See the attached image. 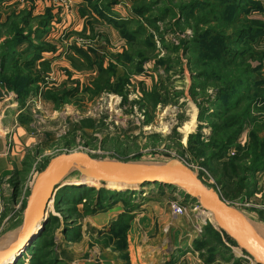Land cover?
I'll list each match as a JSON object with an SVG mask.
<instances>
[{"label":"rangeland","instance_id":"374dc122","mask_svg":"<svg viewBox=\"0 0 264 264\" xmlns=\"http://www.w3.org/2000/svg\"><path fill=\"white\" fill-rule=\"evenodd\" d=\"M45 1L51 6L50 8L57 11V8L48 0ZM108 1L110 0H103L102 4L108 6ZM200 1L209 8L198 18L205 16L212 18L213 22L216 21V24L212 23L210 26L212 32L221 36L233 33V28L226 27L224 22L220 21L223 19V14L218 10L217 0ZM42 2L43 0H18L16 3V0H2L4 9L0 10V54L4 53L5 47L9 49L16 35H22L24 39L23 44L17 47V52L25 50L26 41L35 39L36 31H45L40 45L47 49L46 40H44L46 35H56V33L54 26H51L52 18L49 19L53 17L52 10L40 8ZM189 2L190 0H131L129 6L131 17L138 19L131 10L140 9L144 14L143 20H156V28L153 27L147 31V35H151V38L147 35L139 36L136 42L138 44L131 46L116 27L118 37L112 38L108 35L103 39L99 61H104V66H107V62L114 55L128 49L132 57L127 65L116 62L117 68L112 76L99 75L96 68H91L84 60H82V66L70 62L71 70L62 73L64 82L58 81V78H52L53 71L50 67L40 69L26 67L21 70L23 77L27 76L34 82L26 88V92L21 97L11 90L10 84L0 80V88L6 95V98L0 101V116L9 117L19 113L16 119L26 125L33 137L31 147H28L25 152L22 167L12 174L7 181L8 185L0 190V238L16 235L19 232L33 182L49 160L61 154L77 152L97 160L107 158L149 165H161L171 160H178L195 173L205 186L216 190L229 205L241 211L264 233V212L259 211V214H254L256 212L254 209L238 205L250 200L251 196L247 197V192L254 194L264 191L262 185L258 187L264 170L257 172L251 182H243L245 190L235 198H231V195L225 196L224 189L227 184L223 188L217 185V180L230 181V190L235 192V186H238L240 179L244 176L249 177L250 174L244 170L251 167L253 161L247 156L251 151L245 148L250 142V131L253 128L256 131L254 136L257 137L259 144H254L252 147L254 146L255 149L258 145L256 152L264 159V127L262 126L264 125V36L255 44L247 46L253 58L250 57L245 62H248L252 68H257L256 73H253V87L248 93L249 102L251 101L249 116L246 117L241 132V134L248 132L247 140L244 145H240L237 139L236 146L228 150L222 161H214L202 166L201 163L205 161V157L212 148L202 149L200 144L210 141L211 128L210 121L207 118L199 120L198 115L200 107L208 108L206 101L215 94L217 85L213 80L193 79L197 71L203 67H190L192 56L187 53L190 46L186 45V42L191 39L194 20L189 19L180 25L176 24L179 9ZM259 14L263 15V19L257 20L263 22L264 31V10L262 13L252 15ZM44 21L48 22L46 27L42 25ZM120 21H126V19ZM114 22L117 23L116 20ZM53 24L56 25V22ZM238 26L241 27V25ZM129 27L132 29L135 25L131 23ZM70 35L73 36L70 37ZM94 37L91 39L87 35H79L69 29L67 33L66 31L61 33L59 40L61 38L62 43H68L69 40L72 45H75L74 41H78L81 45L78 48L89 54V51L96 53L94 49L99 51V42H96ZM118 40L122 41V46L116 44ZM149 40L153 43L154 49L149 47ZM34 43L39 44L37 40ZM73 53L78 57L75 51ZM30 58L31 54L25 57V59ZM99 61L95 59V63ZM111 62L114 63V60ZM139 67L142 68V73L134 75L133 73ZM120 77L126 78L128 84L119 83L117 80ZM113 90L119 92L115 93ZM66 91L74 94L66 95ZM240 107L237 112L243 109ZM4 123L5 121L3 125ZM188 124L193 125L185 129ZM238 146L241 150H238ZM200 152L203 155H198ZM231 158H236L235 165L238 169L236 177L233 176V178H229L232 176L227 166ZM75 174L77 173L72 172L69 176ZM69 184L63 187L74 188L69 195L71 198H76L79 203L63 202L67 199L66 197L56 207L57 191L49 204L51 209L49 207L48 219L41 233L21 252L16 261L10 264H29L32 247H39L46 240L52 241L53 247L47 250L57 256L58 264H129L128 243L134 249L133 243L136 242L138 232L132 223L128 241V231L133 220V215L127 208L128 204L134 200L132 195L136 193L144 192L145 197L153 198L159 195L156 193L157 184L119 189L116 192L118 197L110 200L109 205L102 206L101 211H96L94 215L89 212L94 208L99 191L112 190L100 186L95 189L85 185ZM168 188L170 189L168 194L172 197L170 201H177L187 210L185 214H172L170 201L167 198L161 199L160 202L169 216L177 220L171 219L172 225L161 232L160 237L164 244L160 240L157 247L165 245V249L168 250L174 246V243H183L189 239L192 253L195 252L197 255L194 257H198L201 262L207 264L204 260L207 251L204 249L197 251L194 245L198 241L200 245L205 244L203 236H210L206 228L212 226L219 233L222 243L232 253L233 258L229 259L227 254H223L221 258L219 257L220 259L208 264H255L227 240L207 211L201 209L179 190ZM156 197L159 198V196ZM117 203H121L124 212L115 216L107 228L100 232L97 227L99 213H108L111 210L110 207ZM51 216L55 220H50ZM172 228L184 230L182 234H178L177 240L173 233V237H170ZM65 230L68 233L67 236L64 233ZM71 230L77 231L78 237H75L73 233L69 235ZM185 244L183 243V246ZM125 258H128V261Z\"/></svg>","mask_w":264,"mask_h":264},{"label":"trees","instance_id":"16d2710c","mask_svg":"<svg viewBox=\"0 0 264 264\" xmlns=\"http://www.w3.org/2000/svg\"><path fill=\"white\" fill-rule=\"evenodd\" d=\"M117 1L118 0H110L108 1V5L115 4ZM262 1L264 0H217V5L219 6L218 10L223 14V19L219 20L224 22L226 27L233 28V33L224 34V36L212 32L210 26L212 23L216 24V21L213 22L212 18L205 16L198 18L200 14L209 8L205 4L203 5L200 0H190L187 5L182 6L179 9V16L177 15L176 19L177 25H180L189 19L194 20L193 33L190 37L191 39L186 42V45L190 46L187 49V53L192 56L190 59V67H203L197 71V75H195L193 79H196L197 81L202 79L205 81L213 80L217 85L215 94L206 101L208 108L199 106L200 112L198 119L201 120L207 118L210 121L209 126L211 128L210 141L200 144L202 149L212 148L210 149L211 152L205 157V161L201 163L202 166H206L214 161L219 162L223 160L228 150L236 146L237 139L243 131L246 117L249 116L251 101L249 102L248 93L253 87V73H256L257 68H252L248 62H245V60L250 57L253 58L247 46L252 43L255 44L260 38H262V36H264L263 22L250 18L253 13L263 12ZM1 3L2 0H0V5ZM131 12L134 16L138 17V19L130 17V19H126V21L114 22L115 27L120 30L121 36L127 40V43L130 46L138 41L139 36L146 37L147 31L153 29V27L156 28V20L142 19V16L144 15L142 10L132 9ZM195 13H197V15H195ZM163 14H165V12H163ZM51 18L52 17L49 19ZM47 23V21H44L42 25L46 27ZM131 23L135 25V28L130 29L129 26ZM238 25H241V27ZM36 32L35 39H29L26 41L27 48L25 50L17 52V47L23 44L24 39L22 35H16V39L11 43L9 49L5 47L4 53L0 54V80L2 79L4 83L10 84L11 90L19 97H21L22 94L26 92V88L34 82L27 76L23 77L21 70L26 67H35L36 62L41 59V55L45 51L44 47L40 45L45 31ZM147 36L148 38H151V35L148 34ZM36 40L39 44L34 43ZM148 42H150L148 43L149 47L154 49L153 43L150 40ZM144 47H146V45H144ZM241 47L243 48L241 49ZM74 51L78 57L86 61L91 68H96L101 76L107 74L112 76L117 68L116 62L121 65H127V63H130L132 60V57L129 55V49L114 55L109 59L110 63L107 62V66H104V61L101 60H98L99 62L95 63V59H97L96 57L93 58L80 49H74ZM89 52L91 53V51ZM29 54H31V58L25 59L26 55ZM139 55L140 53L138 56ZM113 60L114 63L111 62ZM93 65L96 67H92ZM9 69L11 70V73L6 71ZM141 73L142 68L139 67L133 74L139 75ZM117 81L121 84H128L126 78L123 77L118 78ZM21 89L24 91H20ZM114 92L118 93L119 91L115 90ZM67 93L69 95H71L70 93L74 94L71 91H66L65 94L67 95ZM156 102L157 101H155V103ZM239 106H241L240 109L243 108L241 112H237ZM262 126L264 127V125ZM250 132V142L245 149L251 151L247 156L253 161V165L244 170L250 174L249 177L244 176L240 179L238 186H235V192L230 190V181L222 182L221 180H217V185L221 188L227 184V189H224V194L227 197L230 195L231 198L240 196L242 194L241 192L245 190L243 182H251V179L254 178V175L257 172L264 170V159H262L258 152H256V150H258V145H256L255 149L254 146L252 147L254 144H259L257 137L254 136L256 131L253 128ZM237 148L238 150H241L239 146ZM198 155H203V153L200 152ZM235 160L236 158H231L227 164L232 176L229 178H233V176L238 173ZM76 183L78 182H70L69 185H85L87 187H94L95 189L100 186L112 190L99 191L94 208L89 212L91 215H94L98 210L101 211L102 206L109 205L108 202L110 200L118 197V193H116L119 190L118 187H108L101 183ZM73 190L74 188L71 187L60 188L55 195L56 207L63 201V199H66V197L67 199L63 202L70 201L73 204H78L79 202L76 201V198H71L69 195ZM252 193L253 192H247L246 196L249 197ZM49 207L51 209V206ZM51 219L55 220L53 216L50 217V220ZM206 230L210 236H203L205 244L200 245L198 241L194 245V249L197 251L203 249L207 251V255L204 257L205 262L207 264L213 263L216 259H220V256L223 254H227L228 258L232 259V253L228 251L226 246L222 243L219 233L212 226H208ZM64 233L67 236L68 233H66V230ZM72 233L75 237H78L77 231L71 230L69 235ZM224 236L229 242H232L235 245V243L226 235ZM52 247L53 243L51 240L44 241L39 247H32L33 249L30 250L32 252V257L30 258L29 264H58L59 261L57 256L52 251L47 250ZM125 259L128 261V258ZM229 259L224 260L228 261Z\"/></svg>","mask_w":264,"mask_h":264},{"label":"crops","instance_id":"0c3cea01","mask_svg":"<svg viewBox=\"0 0 264 264\" xmlns=\"http://www.w3.org/2000/svg\"><path fill=\"white\" fill-rule=\"evenodd\" d=\"M17 1L18 0H16V3ZM71 1L72 11L70 15H67L62 20L58 19L57 11L50 8L51 6L46 1H43L40 6V8L44 7L45 9L48 8L52 10L53 17L51 26H54L56 35H46L44 40H46L47 49L42 53L41 59L36 62L35 67L37 69L43 68V66L50 67L51 71H53L52 78H58V81L62 80L61 82H64L62 73L71 70L70 62L82 66V59L76 57L73 53V49H80L78 48L81 46L80 42L74 41L75 45L70 44L69 40L68 43H62L60 42L62 39L60 38L59 40L61 33L64 31L67 33L70 29L73 33L77 32L79 35H87V37L91 39L95 36L96 42H99V51L94 49L96 53L91 52L89 55L99 60V57H101L99 55L102 54V51L100 52V46L103 45V39L108 35H111L112 38H114V36L116 38V36L118 37L119 35L117 29L113 25L114 20L117 22L124 18L129 19L131 17L129 8L131 0H118L115 4H109L108 6L104 5V3L102 4L103 0ZM262 4L264 9V1H262ZM2 9H4V6L1 4L0 10ZM251 18H259L262 20L263 15H252ZM55 22L56 25L53 24ZM72 36L73 35H70V37ZM119 40L116 44L122 46V41ZM70 49H72L73 52ZM17 114L19 113H14L13 116L9 117H5L4 115L3 117L0 116V126L2 127L0 131V190H3L8 185L7 181L12 174L20 170L25 152L33 143V137L29 129L21 120L16 119L18 116ZM4 121L5 123L3 125ZM247 133L248 132H243V134L240 135L238 144L244 145L247 140ZM261 185L264 187V173L260 177L258 187ZM156 186V193L159 194L156 196H159V198L156 196L154 198L150 196L145 197L144 192H141V194L136 193L132 195L134 200L128 204L127 208L131 211L130 214L133 215V220L128 231V241L132 223H134L135 229L139 233H137L138 237H136V242L133 243L134 249H132L131 245L128 243L129 264H204L198 257H194L197 255L195 252L192 253V247H190V243L188 242L189 239L183 242L187 244L184 246L183 243L178 242L172 243L174 246L168 250L165 249V245L157 247V243H159L160 240L164 244V241L161 239L162 237H160L161 232L172 225L173 222H171V219H177L170 217L163 207L164 205L160 202L161 199L166 198L170 201L172 198L170 197L171 195L168 194L170 189L168 187ZM263 192L262 190V192L258 191L252 194L250 201L254 204H264ZM122 207L121 203H117L110 207L111 210L108 213H99V225L97 227L100 232L107 228L108 224L114 220L115 216L124 212ZM254 211H256L254 214L259 212L256 209H254ZM183 232L184 230L182 229L176 230L172 228L170 237L173 233L177 240L178 234H182Z\"/></svg>","mask_w":264,"mask_h":264},{"label":"water","instance_id":"95a60500","mask_svg":"<svg viewBox=\"0 0 264 264\" xmlns=\"http://www.w3.org/2000/svg\"><path fill=\"white\" fill-rule=\"evenodd\" d=\"M5 98L6 95L0 88V101ZM72 172L78 173L81 181L96 180L102 184L128 187L157 184L175 188L210 213L219 230L245 256L255 264H264V239L254 224L241 211L229 205L216 190L205 186L195 173L178 160L149 165L107 158L97 160L81 152L53 157L36 176L24 208L20 230L8 246L0 249V264L15 262L21 252L41 233L48 219L49 204L55 193L64 186L63 180ZM4 241L5 237H1L0 245Z\"/></svg>","mask_w":264,"mask_h":264},{"label":"built area","instance_id":"2783aa9c","mask_svg":"<svg viewBox=\"0 0 264 264\" xmlns=\"http://www.w3.org/2000/svg\"><path fill=\"white\" fill-rule=\"evenodd\" d=\"M45 1V0H43ZM50 4L57 8V17L58 19H63L67 15H70L72 11V1L71 0H48ZM240 207L243 208H253L257 211L264 212V204H254L250 200L243 201L242 203H238ZM170 209L172 214L179 215L186 213V207L184 205L179 204L177 201H170Z\"/></svg>","mask_w":264,"mask_h":264},{"label":"bare ground","instance_id":"6f19581e","mask_svg":"<svg viewBox=\"0 0 264 264\" xmlns=\"http://www.w3.org/2000/svg\"><path fill=\"white\" fill-rule=\"evenodd\" d=\"M194 115V114H193ZM191 121V120H190ZM190 125H193V124H190ZM190 125L188 124V125H186L185 126V129H189V127H190ZM191 128H192V126H191ZM187 131V130H186ZM70 182H78V183H86V184H88V183H100V182H98V181H96V180H86V181H81L80 179H79V177H78V173L77 174H75V175H73V176H67L64 180H63V184L64 185H67V184H69ZM102 184V183H101ZM104 185H106V186H108V187H118V189H129V188H131V187H128V186H124V185H121V184H112V183H109V184H104ZM49 208V207H48ZM49 211V210H48ZM210 214V213H209ZM208 216V215H207ZM215 223V222H214ZM216 225H217V223H215ZM39 226H40V224H39ZM255 229L259 232V234L261 235V237L264 239V233H263V231H261L259 228H257L256 226H255ZM15 238V235H9V236H7V237H5V241L2 243V245H0V247L1 248H3V247H6V246H8L12 241H13V239ZM16 256V255H15Z\"/></svg>","mask_w":264,"mask_h":264}]
</instances>
